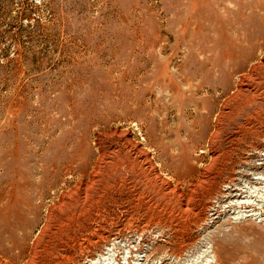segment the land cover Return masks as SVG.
I'll return each instance as SVG.
<instances>
[{
    "label": "rangeland",
    "instance_id": "374dc122",
    "mask_svg": "<svg viewBox=\"0 0 264 264\" xmlns=\"http://www.w3.org/2000/svg\"><path fill=\"white\" fill-rule=\"evenodd\" d=\"M0 264H264V0H0Z\"/></svg>",
    "mask_w": 264,
    "mask_h": 264
},
{
    "label": "bare ground",
    "instance_id": "6f19581e",
    "mask_svg": "<svg viewBox=\"0 0 264 264\" xmlns=\"http://www.w3.org/2000/svg\"><path fill=\"white\" fill-rule=\"evenodd\" d=\"M206 175H207V174H206ZM210 177H211V176H210ZM201 178H202V176H201ZM201 178H200V179H201ZM207 178H208V177H207ZM200 179H199V182H201ZM208 180H209V179H208ZM203 182H205V179H202V183H203ZM208 183H209V182H208ZM196 184H197V183H196ZM203 184H204V183H203ZM210 184H211V183H210ZM207 185H208V184H207ZM204 186H205V184H204ZM208 187H209V185H208ZM202 188H203V187H202ZM207 189H208V188H207ZM209 190H210V189H209ZM191 194H193V193H191ZM192 197H193V196H192ZM194 198H195V197H194ZM192 199H193V198H192ZM191 201H192V200H191ZM188 202H189V201H188ZM187 204H188V203H187ZM187 204H186V205H187ZM189 204H190V203H189ZM193 204H194V201H193ZM190 206H191V205H190ZM192 208H193V207H192ZM187 211H189V210H187ZM189 212H190V211H189ZM193 215H194V214H193ZM194 216H195V215H194ZM92 261H93V260H92Z\"/></svg>",
    "mask_w": 264,
    "mask_h": 264
}]
</instances>
